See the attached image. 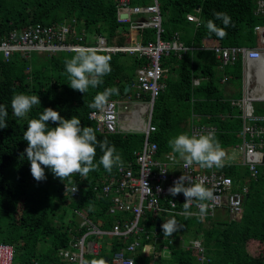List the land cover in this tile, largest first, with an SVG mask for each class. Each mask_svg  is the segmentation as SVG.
<instances>
[{
	"label": "trees",
	"instance_id": "16d2710c",
	"mask_svg": "<svg viewBox=\"0 0 264 264\" xmlns=\"http://www.w3.org/2000/svg\"><path fill=\"white\" fill-rule=\"evenodd\" d=\"M117 1L0 0V42L7 39L11 32L19 34L31 25L52 26L57 30L59 25L64 24L72 30L70 41L74 40V35L82 34L83 43L94 42L97 36H103L108 43L116 41L123 45L129 38V29L128 24L118 20ZM158 1L162 17L164 15L170 24L162 22L160 38L168 40L177 31L187 46L200 45L204 39L219 40L225 46H251L256 41L254 28L264 25V13L256 11V0ZM148 2L130 0L131 5ZM214 12L227 13L234 24V27L225 29L227 36L223 39L209 34L205 27L208 20H213L218 27H224L222 21L215 18ZM187 13L198 15L200 24L196 26L188 21ZM137 32V38L142 43L156 39L155 28L139 29ZM73 54L74 51L67 50H18L5 58L0 51V104L6 105L8 111V127L0 128V243L13 246V264H67L58 252L68 247L72 235L85 232V228L78 226L81 219L78 212L100 229L111 228L114 219L113 215L107 213L110 202L93 187L101 186L106 176L116 175L117 168L108 173L100 166L88 174L87 180L77 175L64 182L45 168L46 179L36 181L24 152L28 145L23 133L27 130L29 119L38 118L48 107L58 111L65 119L77 116L82 127H93L98 139L106 137L110 145L115 146L124 164L134 162V152L144 142L141 132L98 131L95 122L88 118L89 113L96 109L89 108L88 104L98 92L108 87L119 89V95H113L109 100L132 96L134 84L128 94H124V87L135 80L136 70L146 65L148 60L127 51L110 54L111 74L104 77V83L98 88H90L83 94L68 85L64 61ZM218 63L213 51L208 49L187 51L181 57L170 53L161 58L165 87L154 100L151 123L155 131L149 135V140L157 145L158 155L172 152L168 141L181 133H188L189 119L190 123L194 119L200 125L216 126L214 133L222 147L238 149L241 119L238 115L234 116L238 111L224 95L219 78L227 74L230 81L235 82L239 79L240 65H227L219 72L215 68ZM194 78L201 79L198 85H193ZM20 93L36 94L41 101L22 119L13 115L10 105L13 95ZM231 95L239 96L240 92ZM48 124L49 127L57 126L51 121ZM21 153H24L23 158ZM101 155L97 148L96 162ZM174 155L179 159L178 154ZM223 171L242 182L249 180L243 209L237 219L230 220L227 214L225 217H210L209 223H202L197 217L172 216L171 219L175 218L181 226L178 229L182 234L180 236L200 240L208 259L205 264H264V163L258 166L255 178H248L246 168L239 164L227 163ZM64 185L76 186L77 190L73 195L68 194L64 192ZM71 214H75L76 221L71 219ZM160 218L148 215L140 220V225L148 233V238L143 235L144 242L156 240L159 246L167 245L171 250L170 258L162 250V256L155 257V261L161 264L159 260L164 257L169 264H197L193 249L182 246L179 236L175 238L176 232L164 237L161 223L156 230V221H160ZM176 240H179L177 245ZM111 244V249H106L104 245L100 256L88 255L86 258L102 260L104 255L110 257L124 242H118L113 237ZM147 260L148 255L141 249L134 254V264H147Z\"/></svg>",
	"mask_w": 264,
	"mask_h": 264
},
{
	"label": "built area",
	"instance_id": "2783aa9c",
	"mask_svg": "<svg viewBox=\"0 0 264 264\" xmlns=\"http://www.w3.org/2000/svg\"><path fill=\"white\" fill-rule=\"evenodd\" d=\"M256 11L264 13V0H256ZM197 11V10H196ZM118 15L127 13L126 17L120 18V22L129 23L131 29H142L153 27L156 29L157 38L147 43L136 41L125 46L109 45L102 36H97L94 42L83 43V35H74L71 40L72 30L62 24L57 30L52 26H42L36 24L28 26L23 32L16 34L11 32L7 39L0 42V51L3 57L8 58L12 51H74L78 47L94 48L97 51H104L107 55L118 51L136 53L145 57L146 65L136 70L135 97L143 99L141 102L109 100L103 110L91 111L89 120L95 122L96 129L100 132L116 133L120 131H137L144 134V142L141 148L134 152V162H127L122 168H117L116 175L106 176L102 180L101 186H94L93 190L98 191L100 196L105 197L110 206L108 212L113 215L112 226L109 229H100L86 216L81 217L79 228H85L81 235H72L67 248L60 249L58 254L67 264H82V261H92L87 259L90 256H100L103 246L99 239L104 236L115 237L118 242H124L119 249L111 253L109 262L111 264H134L133 254L138 249L146 251L149 243L143 241V235L148 238L145 228L140 225V220L145 214L152 216L171 217L184 216L182 204L185 202L183 193L172 196L168 189L173 186V182L181 175H186L193 182L203 181L208 188L214 189L215 199L209 202V209L206 218L202 223H209V218L213 217L217 211L222 210L227 213L230 220L237 219L243 209L244 197L248 192L246 184H241L240 180L228 176L223 169H201L194 165L190 169L183 167V161L173 159L172 152L161 155L157 154V145L149 140V135L155 131V126L151 123L152 102L158 92L163 88L160 80L163 74L161 58L171 51L178 53L188 49L177 39L179 35L175 32L172 41L161 40V11L158 0H149L145 5H131L130 0H119L117 4ZM142 14L143 18L131 17L130 15ZM188 21L195 25L199 24L196 15L188 13ZM256 31L260 34L259 44L253 49L240 47L214 46L213 50L226 62L235 61L242 53L249 61L258 65V72L264 73V26H256ZM255 86L259 90H246L242 98L232 101V105L240 111L238 117L241 119L239 136L240 144L237 146L241 153L239 165L246 168L248 178H255L258 174V166L264 163V116H256L253 112L254 101H264V75H254ZM149 95L150 99L145 97ZM146 99V100H145ZM214 126L192 125V134H204L209 131L215 132ZM165 171V172H161ZM76 186H64V192L74 194ZM193 213L190 217H197L198 212L195 204L189 210ZM161 221V218H160ZM74 236V237H73ZM156 241V240H155ZM199 242V241H198ZM189 241L191 247L198 250L200 261H203L204 248L200 242ZM111 243L106 246L111 249ZM163 250L167 246L162 247ZM14 249L12 245L0 243V264H13Z\"/></svg>",
	"mask_w": 264,
	"mask_h": 264
},
{
	"label": "clouds",
	"instance_id": "9594fccd",
	"mask_svg": "<svg viewBox=\"0 0 264 264\" xmlns=\"http://www.w3.org/2000/svg\"><path fill=\"white\" fill-rule=\"evenodd\" d=\"M118 2L119 0L117 1V4ZM196 10L198 12L199 9L196 8ZM120 14L118 15L119 17ZM213 15L217 20L222 21L224 27H218L213 20H208L205 27L209 34H215V36L223 39L227 36L225 29L229 26L234 27V24L227 13L214 12ZM130 16L133 18L138 17L140 19L144 17L142 14ZM125 24H128V29L131 30L130 24ZM134 30L138 31L139 29ZM133 43L134 42H130L123 45L117 43L108 44L125 46ZM38 51L43 52L42 50ZM110 61L111 57L109 55L100 54L94 48H76L71 58L64 61L65 73L69 79L68 85L73 90H77L83 94L87 93L90 88H98L104 83V77L111 74L112 68ZM113 95H119L118 88H105L102 92H98L94 96L93 101L88 104V107L103 110L109 103V98ZM40 103L41 101L38 95L20 93L13 95L10 105L13 115L22 119L27 116L34 106H38ZM7 116V106L0 104V128L8 127ZM49 121L57 126L49 127ZM23 139L27 141L28 146L24 152L26 153L27 160L30 162L31 175L36 181H43L46 179L45 168L50 169L55 177L64 182L77 175L87 180L88 174L92 171L98 170L100 166H103V169L108 173H111L113 168H122L124 166V161L121 155L116 151L115 146L110 145L106 137L102 140L98 139L94 128L91 126L82 127L81 120L77 116H73L71 119H65L61 117L58 111L51 107L44 108L38 118L28 120L27 130L23 133ZM168 146L171 148L172 153L178 154L179 159L183 161V167L186 169H190L194 165L199 166L201 169H222L231 159L216 138L215 133L212 131L199 135L181 133L170 139L168 141ZM97 148L102 153L98 162H96ZM23 157L24 153H21V158ZM173 159H175V156H173ZM161 172L163 173L165 171L161 170ZM76 190L77 188L73 191L75 192ZM168 191L172 196L183 193L185 202L182 204L184 211L181 214L186 217L193 215L189 210L195 204L196 208H198V212L195 213V215L201 222L208 214L209 202L215 199L214 189L206 187L203 181L193 182L191 178L186 175H181L175 180L173 186H171ZM161 227L164 237L172 236L173 233L181 228L175 218L165 221ZM185 246L192 248L191 245ZM169 249L170 248L167 246L166 250H162L163 253L170 258L171 250ZM144 252L148 253L149 251ZM152 252L154 254V249H152ZM104 256H102V258ZM107 258L108 263H110L108 256ZM196 259L197 264H205V262L208 261L206 256L203 261H200L199 257H196ZM82 264H105V262L103 260H84L82 261Z\"/></svg>",
	"mask_w": 264,
	"mask_h": 264
},
{
	"label": "crops",
	"instance_id": "0c3cea01",
	"mask_svg": "<svg viewBox=\"0 0 264 264\" xmlns=\"http://www.w3.org/2000/svg\"><path fill=\"white\" fill-rule=\"evenodd\" d=\"M199 11V10H198ZM197 17H198V19H199V16L197 15ZM190 22H192V21H190ZM199 24H200V19H199ZM198 24V25H199ZM197 26V25H196ZM259 26H264V25H259ZM175 32H177V31H175ZM174 32V33H175ZM137 31L136 30H134V29H131L130 31H129V38L127 39V40H132V39H134V40H137V41H140L138 38H137ZM174 33H172L171 34V36H170V40L172 41V35L174 34ZM178 33V35H179V38L177 39L179 42H181L185 47H189L188 49H185L184 51H180V52H178V53H174V52H170V53H173L174 55H176L177 57H181V55L183 54V53H185V52H187V51H193L194 49H201V50H211V51H213V53H214V55H215V57H216V59H218V65L217 66H215V68H217V70L220 72V71H222L223 69H224V67L225 66H227V65H235V64H238L239 63V65H240V73H239V75H238V77H239V79L238 80H236L235 82H231L230 81V75H227V74H223V75H221V77L219 78V83L221 84H226V85H228V86H230L231 87V89L229 90V91H227V95H226V97L228 98V101L230 102V104L232 103V101H234V100H237V99H240V98H242L243 97V95L245 94V92H246V90H259V86L257 85V86H255V83H256V81H254L255 80V77H254V75H264V73L263 72H258V65H256L255 63H252V61H249L247 58H246V56L244 55V54H242V53H240L239 54V56H238V58L235 60V61H233V62H226V63H224L223 62V60L218 56V54L213 50V47L214 46H222V47H240V48H246V49H253L254 47H256V46H258V44H259V38H260V34L256 31V29L254 28V33L255 34H257V37H256V41H255V43H254V45H251V46H249V45H246V44H238V45H228V46H225V45H222L221 43H220V41L219 40H215V39H204L203 41H202V43L200 44V45H194V46H187L186 44H184V42L181 40V37H180V34H179V32H177ZM169 40V39H168ZM98 52H104V51H98ZM105 53V55H107L106 54V52H104ZM116 53V52H115ZM169 53V54H170ZM110 54H113V53H109V55ZM168 54V55H169ZM137 76V75H136ZM163 77V76H162ZM136 77H135V80L134 81H132L133 83H134V87H135V83H136ZM201 81V79H199V78H194L193 79V85H198L199 84V82ZM160 82H161V84L163 85V88L158 92V94L155 96V98L164 90V87H165V84H164V82H163V80H162V78H161V80H160ZM133 85V84H132ZM255 88V89H254ZM130 90V89H129ZM135 90H136V88H135ZM237 92H240V95L239 96H234V97H232V95L231 94H235V93H237ZM134 93H135V91H134ZM128 94V93H127ZM124 99H122L123 101H126V100H128V101H133V102H139V101H137L138 99L135 97V94H133L132 96H129V95H127V96H125V97H123ZM147 100H149L150 99V97H149V95H147L146 97H145ZM155 98L153 99V102H152V112H153V105H154V100H155ZM142 99V98H141ZM145 99V100H146ZM151 100V99H150ZM262 102H264V101H262ZM232 105V104H231ZM233 106V105H232ZM233 108L236 110V111H238V114L240 113V111L237 109V107H235V106H233ZM257 109H255V107H254V102H253V112H254V114L256 115V116H264V113H257V111H256ZM238 114H235L234 116H236V115H238ZM235 118V117H234ZM238 118H240V117H238ZM200 125L199 123H196L195 122V120L194 119H192L191 120V123H190V119H189V122H188V125H187V130H188V134L189 135H191V132H190V128H191V126L192 125ZM208 126H211V125H208ZM185 127H186V124H185ZM215 127V129H216V126H214ZM215 131H217V129L215 130ZM121 132H137V131H121ZM228 155H229V157H231V159L227 162V163H232V164H240V162H241V155H237V157L236 156H234L233 154H229L228 153ZM226 163V164H227ZM241 166V165H240ZM227 213H225V211H222V210H219V211H217L216 212V214L214 215V216H217V217H225V215H226ZM227 217V216H226ZM168 218V217H167ZM161 223V225L164 223L163 221H162V217H161V221H159V224ZM182 237L184 238H186L187 236H179L178 237V239H182ZM192 239L193 238H190V240L189 241H192ZM151 242H153L152 240H150L149 241V245H148V247L146 248V251H151L152 249H154V243H156V241H154L152 244H151ZM100 244H101V242H100ZM102 245V244H101ZM107 246V245H106ZM182 246H184L185 247V244L184 243H182ZM107 249V248H106ZM161 249H162V247H161ZM102 250H103V248H102Z\"/></svg>",
	"mask_w": 264,
	"mask_h": 264
},
{
	"label": "rangeland",
	"instance_id": "374dc122",
	"mask_svg": "<svg viewBox=\"0 0 264 264\" xmlns=\"http://www.w3.org/2000/svg\"><path fill=\"white\" fill-rule=\"evenodd\" d=\"M161 17H162V15H161ZM163 17H164V15H163ZM163 17H162V22H163V24H165V23H167V20H165V17H164V19H163ZM167 24H169V23H167ZM170 25V24H169ZM171 28V27H170ZM130 31V30H129ZM255 37H257V34H255ZM112 43H117L116 41H113ZM128 44V43H130L129 42V40H125L124 42H123V44ZM220 86L223 88V91H224V95H227L228 93H227V91H229L230 89H231V87L230 86H228V85H226V84H220ZM137 101H139V102H141V101H143V99H138ZM254 107H255V109H257L258 111H260L261 113H264V102H254ZM224 150H227L228 152H232L233 153V155L234 156H236L237 157V155H238V153H240V150H238V149H234L233 147L232 148H223ZM240 155H241V153H240ZM240 157V156H239ZM177 159V158H176ZM180 160V159H179ZM224 168V167H223ZM222 168V169H223ZM216 169V168H215ZM242 182V181H241ZM241 184H246L247 185V187H248V185H249V180H243V182L241 183ZM65 186V185H64ZM64 186H63V188H64ZM249 189V188H248ZM71 212H73V210L71 209ZM148 213V212H147ZM148 215H150V214H146L143 218H145V217H147ZM162 217V221L163 222H165V221H167V220H169V219H171V217H169V218H167L166 216H161ZM71 219L73 220V221H76V216H75V214H71ZM82 220V219H81ZM81 220H78V222L80 221L81 222ZM77 223V222H76ZM97 223V222H96ZM76 224H74L73 226H75ZM161 231H162V228H161ZM163 232V231H162ZM181 231H177L176 232V237L175 238H177L178 236H180V235H182L181 233H180ZM75 236V235H74ZM73 236V237H74ZM190 238L191 237H182V239H181V244L182 243H184L185 245H190L189 244V240H190ZM99 241L101 242V244H102V246H106V245H109L110 243H111V238H109V237H107V236H104V237H101L100 239H99ZM155 241V240H154ZM153 241V242H154ZM178 241L179 240H176V245L178 244ZM192 241H196V240H194V238L192 239ZM200 242V240H198L197 239V242ZM153 242H151V244L153 243ZM198 242V243H199ZM150 244V243H149ZM148 244V245H149ZM154 245V254H153V252H152V250L150 251V252H148V253H146L147 255H148V260H147V264H158V262L157 261H155V257L156 258H158V257H160V256H162V249H161V246H159V243L158 242H156V243H154L153 244ZM254 250H255V253H257V249L256 248H254ZM194 253H195V255H196V257H201L199 254H198V250H196L195 248H194ZM165 255V254H164ZM166 258H164L163 257V259L162 260H159V262H161V264H169V262L167 261V260H165ZM94 260H98V259H94Z\"/></svg>",
	"mask_w": 264,
	"mask_h": 264
},
{
	"label": "water",
	"instance_id": "95a60500",
	"mask_svg": "<svg viewBox=\"0 0 264 264\" xmlns=\"http://www.w3.org/2000/svg\"><path fill=\"white\" fill-rule=\"evenodd\" d=\"M126 15H127V14L122 13V14H120V17H126ZM132 84H133V82H130L129 84H126V85H125L124 90H123L124 94H127V93H128V91H129V89L131 88ZM158 227H159V219H157V221H156V230L158 229ZM102 260L105 262V264L108 263V258H107V256H104V257L102 258Z\"/></svg>",
	"mask_w": 264,
	"mask_h": 264
},
{
	"label": "bare ground",
	"instance_id": "6f19581e",
	"mask_svg": "<svg viewBox=\"0 0 264 264\" xmlns=\"http://www.w3.org/2000/svg\"><path fill=\"white\" fill-rule=\"evenodd\" d=\"M255 81V80H254ZM255 89V88H254Z\"/></svg>",
	"mask_w": 264,
	"mask_h": 264
}]
</instances>
